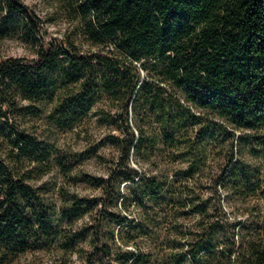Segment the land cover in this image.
I'll return each mask as SVG.
<instances>
[{"label":"trees","instance_id":"16d2710c","mask_svg":"<svg viewBox=\"0 0 264 264\" xmlns=\"http://www.w3.org/2000/svg\"><path fill=\"white\" fill-rule=\"evenodd\" d=\"M69 1L87 42L54 37L37 42L34 58H0V264L38 253L53 264H264L260 202L239 213L215 198L219 181L231 195L264 183V158L255 160L264 156V0ZM16 15L39 32L25 0H0L2 24ZM29 119L63 133L79 128L87 153L99 148L96 124L117 127L104 155L130 173L109 181L125 180L133 198L117 187L121 211L116 203L101 216L88 210L76 227L86 207L76 198L56 207L33 183L78 156L29 131ZM132 157L156 169L187 161L188 198H156L166 177L136 178ZM185 202L198 220L175 230L166 251L161 226L178 224Z\"/></svg>","mask_w":264,"mask_h":264},{"label":"rangeland","instance_id":"374dc122","mask_svg":"<svg viewBox=\"0 0 264 264\" xmlns=\"http://www.w3.org/2000/svg\"><path fill=\"white\" fill-rule=\"evenodd\" d=\"M25 3L32 9L38 16L41 27L36 34L28 33L24 25L22 18L16 15L14 18L7 19L4 24L0 22V58L9 56L13 57H25L27 59L34 58L37 48V42L50 41L54 37H70L74 42H87L81 34L78 26L79 15L72 9L71 1L69 0H25ZM86 47V46H84ZM26 103L24 102V105ZM116 114H114V117ZM97 115H92L93 121H95ZM26 128L38 134L46 143L57 146L63 154H75L78 156V160L70 167H63L58 163L53 162L50 165V169L42 175L41 178L35 179V186H42V194L50 202L55 203L58 207L60 203L69 204L72 198H76L77 201L86 207L83 214L78 215L75 219L76 227L80 226L82 220L86 217L88 210H93L96 216L105 210H111L113 204H117V210H120L118 205L121 201V196H117L114 192L117 187H120L124 194L130 196L131 188H128L127 182L122 180L116 181V176L111 178V173L115 174H129L130 171L125 168L114 169L112 161L104 154L112 152L115 148L112 143L111 134L120 135V130L110 125L103 123L101 126H94L92 129L93 136L92 141L97 144L99 148L96 150H90L85 152L89 147V143L77 136L79 128L69 131V133H63L56 129H48L46 123L39 119H29L25 122ZM117 152V151H116ZM84 153V154H83ZM80 154H83L80 155ZM103 154V155H102ZM247 159H251L252 156L244 154ZM256 161L259 163L263 160V152L255 153ZM55 160V159H53ZM130 168L135 169L137 173L134 174L136 178H143L151 175H158L162 173L166 177V182H163L158 196L156 198H168L169 191H174L176 195L174 198H188L184 193L187 189L186 186L193 184L192 180L186 178L185 170L188 167L187 161H177L174 164L161 169H156L155 166L150 165L149 162L143 158L136 159L132 157L129 160ZM262 166V165H261ZM260 166V167H261ZM260 174L264 173V167L262 166L259 171ZM144 183V181H143ZM188 184V185H187ZM204 191L209 193V185L204 181ZM130 198H133L130 196ZM144 198H152L146 196ZM212 198V197H211ZM215 198H221L223 203L229 208L230 202L235 204L239 209V213L248 209V204L251 202H260L261 209L264 207V183L254 181L251 183V187L248 191L242 190L236 195H231L230 192L224 188V182L219 181L215 188ZM146 208L151 204L149 199H146ZM66 210V211H65ZM64 210L63 218L64 224H67L70 213L67 209ZM132 215L138 213L140 208H137L135 203L130 206ZM252 212V209H251ZM247 212H245L246 214ZM181 216L177 220L178 224H162V232L160 233V239L164 250L177 241L174 237V231L179 230L187 232L185 227L198 220L197 214L192 212V209L185 202L183 204V211ZM75 227V226H74ZM103 232L107 233L112 229L111 225L103 227ZM178 228V229H176ZM186 238V237H185ZM180 240V239H178ZM164 241V242H163ZM80 243L83 241H79ZM185 251V239H181ZM147 242L144 241V244ZM39 258H35V255H28L21 259L18 264H53L54 258L49 254L38 253ZM187 260L188 257L184 256Z\"/></svg>","mask_w":264,"mask_h":264}]
</instances>
